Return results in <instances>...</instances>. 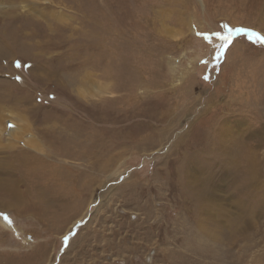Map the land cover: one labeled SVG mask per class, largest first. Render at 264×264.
<instances>
[{"label": "rangeland", "instance_id": "rangeland-1", "mask_svg": "<svg viewBox=\"0 0 264 264\" xmlns=\"http://www.w3.org/2000/svg\"><path fill=\"white\" fill-rule=\"evenodd\" d=\"M7 117L0 264H264V0H0Z\"/></svg>", "mask_w": 264, "mask_h": 264}, {"label": "bare ground", "instance_id": "bare-ground-1", "mask_svg": "<svg viewBox=\"0 0 264 264\" xmlns=\"http://www.w3.org/2000/svg\"><path fill=\"white\" fill-rule=\"evenodd\" d=\"M236 42V41H235ZM235 45V43H234ZM234 47V46H233ZM6 112V111H5ZM1 121V120H0ZM9 125V126H8ZM4 129H7L9 130V134H10V142H11V146H13V144L15 145L16 141H18V139L21 137L20 135H22L23 132H18V127L16 126V123L15 121L10 118V117H7V120L5 121V124L3 126V130H2V125L0 123V132L4 131ZM22 144L25 146V147H30V144L27 143L25 140L22 141ZM252 159V158H251ZM251 161V160H250ZM254 164V163H253ZM256 167V166H255ZM253 172V169H251V173ZM251 176L254 178L255 177V173L253 172L251 174ZM254 182V181H253ZM1 210H4V209H1ZM0 210V211H1ZM5 211V210H4ZM84 218L78 220V221H75L74 224H76L77 222L83 220ZM206 221V220H205ZM7 221H4V219H2V217L0 216V224H3L4 227L8 228V229H12L11 228V225H7ZM12 227H15V226H12ZM199 229V228H198ZM204 229V228H203ZM200 231V230H199ZM198 231V232H199ZM202 231V229H201ZM202 234V233H201ZM203 234H204V231H203ZM206 234V233H205ZM210 234V233H209ZM211 236V235H210ZM209 236V237H210ZM211 238V237H210ZM70 247V246H69Z\"/></svg>", "mask_w": 264, "mask_h": 264}, {"label": "crops", "instance_id": "crops-1", "mask_svg": "<svg viewBox=\"0 0 264 264\" xmlns=\"http://www.w3.org/2000/svg\"><path fill=\"white\" fill-rule=\"evenodd\" d=\"M0 185H1V182H0ZM1 206H3V204L0 203V207H1ZM0 210H1V208H0ZM3 219H4V221H6L5 218H3Z\"/></svg>", "mask_w": 264, "mask_h": 264}, {"label": "snow or ice", "instance_id": "snow-or-ice-1", "mask_svg": "<svg viewBox=\"0 0 264 264\" xmlns=\"http://www.w3.org/2000/svg\"><path fill=\"white\" fill-rule=\"evenodd\" d=\"M259 38V37H258Z\"/></svg>", "mask_w": 264, "mask_h": 264}]
</instances>
